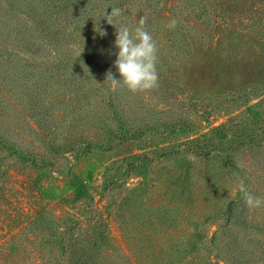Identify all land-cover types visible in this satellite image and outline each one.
<instances>
[{"label": "rangeland", "instance_id": "1", "mask_svg": "<svg viewBox=\"0 0 264 264\" xmlns=\"http://www.w3.org/2000/svg\"><path fill=\"white\" fill-rule=\"evenodd\" d=\"M132 3L133 18L143 17L161 42L158 87L118 104L150 135L87 154L62 151L53 163L43 156L40 167L0 151V264H264V207L250 209L239 191L243 182L264 197V0ZM131 20L125 17L130 27ZM101 41L105 46L93 52L103 62L114 45ZM21 88L28 90L26 83ZM48 89L53 98L63 91L55 83ZM92 106L97 114L86 115L84 127L94 131L100 113H113ZM25 112L26 118L7 108L8 125H27L23 132L10 128L17 148L23 135L36 140L28 121L35 124V117ZM64 113L54 127L55 147L80 140L66 128L78 112ZM232 119L243 128L237 131ZM220 124L230 138L211 142L194 162L188 140ZM144 151L151 158L147 175L127 174L124 158ZM189 168L196 171L188 175Z\"/></svg>", "mask_w": 264, "mask_h": 264}, {"label": "trees", "instance_id": "2", "mask_svg": "<svg viewBox=\"0 0 264 264\" xmlns=\"http://www.w3.org/2000/svg\"><path fill=\"white\" fill-rule=\"evenodd\" d=\"M134 1L0 0L1 152L6 151L9 157L40 167L37 166V162L43 156L50 157L52 161L50 163H53L61 158L62 151L77 150L78 154H87L97 147H114L117 145V140L121 144L128 140H144L150 135L149 129L125 119L119 107L120 98L134 92L126 90L122 82L114 90L111 82L106 81L109 70L116 79H121L114 63L119 51L115 46L116 27L125 25L134 29L138 25L139 21L133 18L131 7ZM179 2L180 0H177V4ZM89 6L96 10V15ZM111 7L122 10L120 21L118 22L119 17L114 19L116 26L109 24L106 17H103L105 11L106 14L111 13ZM125 17L132 18L131 27L129 23H125ZM2 18L9 22L8 28L2 26ZM161 18L165 21L171 20V16L166 12L162 13ZM148 22H152V19L149 18ZM147 31L156 40L158 46L161 42L156 33L152 28H148ZM101 38L106 40V44L111 41L114 45L103 62H100L93 52L94 47L105 46ZM10 67L15 68L16 72L11 73ZM36 70L41 73L36 74ZM49 82L63 88L58 98L50 95L52 93L48 86H52V83ZM23 83L27 84V92L22 91ZM12 93L18 94L17 99L11 96ZM49 100L53 103L49 104ZM55 104H58V108L54 106ZM92 104L107 108L113 113V116L110 114L102 116L100 113L99 119H96L100 125L93 129L94 131L92 127H84L86 115L97 114L91 110ZM6 107L14 109L16 114H21L25 118L27 116L25 109H27L35 117V124L30 117L28 121L34 130L36 140H29L22 134V145L18 148L15 146L17 144L9 136L11 126L23 132L27 125L21 121L8 125L5 122L8 120ZM65 111L68 114L78 112V118L74 123L66 125V128L67 134L75 132L77 137L80 134V140L77 139L74 144L66 147H55L56 140L59 139L54 136L56 134L54 127L58 126V119L64 116ZM85 111L91 113L86 114ZM50 116L53 121H50ZM232 121V126H237V131L240 130V125L243 128L244 121L240 122L236 119ZM228 130L227 124H220L205 136L188 140L187 143L194 144V162L204 155L211 142L219 140L223 142L224 139L230 138ZM71 142L70 139L66 140V143ZM28 143L33 144L37 152L28 153ZM181 144L186 142H181L179 145ZM241 144L246 145L247 142L243 140ZM150 161V154L146 151L126 156L124 162L129 167L127 174L147 175ZM194 171L196 168L191 170L189 168L187 173L189 175ZM233 204L231 201L230 208Z\"/></svg>", "mask_w": 264, "mask_h": 264}, {"label": "clouds", "instance_id": "3", "mask_svg": "<svg viewBox=\"0 0 264 264\" xmlns=\"http://www.w3.org/2000/svg\"><path fill=\"white\" fill-rule=\"evenodd\" d=\"M121 11L118 7H111V13L106 14L105 11L103 17L109 24L115 25L114 19L121 15ZM176 24L177 21L172 19L167 26L175 28ZM145 25L146 20L142 17L134 29L125 25L116 27L115 46L119 51L114 63L121 79H116L111 70L106 74V81L111 82L114 90L121 85V81L134 93L158 87L157 42ZM239 191L243 193L245 204L250 209L264 207V197L251 194L243 182L239 185Z\"/></svg>", "mask_w": 264, "mask_h": 264}]
</instances>
